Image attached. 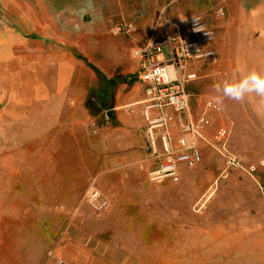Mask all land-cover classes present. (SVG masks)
Listing matches in <instances>:
<instances>
[{
	"label": "rangeland",
	"instance_id": "1",
	"mask_svg": "<svg viewBox=\"0 0 264 264\" xmlns=\"http://www.w3.org/2000/svg\"><path fill=\"white\" fill-rule=\"evenodd\" d=\"M81 1L57 29L86 66L80 88L96 92L79 114L46 118L43 108L0 119V264H264V98L226 99L215 116L213 130H229L225 149L243 169L228 170L219 152L201 147V163L179 183H150L144 144L120 142L125 116L114 109L127 104L119 90L141 91L133 51L158 37L160 10L174 0ZM119 26L130 34H116ZM227 52L224 66L197 69L192 87L201 83L209 100L214 83L264 68V44L234 39ZM92 190L109 202L102 214L89 207Z\"/></svg>",
	"mask_w": 264,
	"mask_h": 264
},
{
	"label": "crops",
	"instance_id": "2",
	"mask_svg": "<svg viewBox=\"0 0 264 264\" xmlns=\"http://www.w3.org/2000/svg\"><path fill=\"white\" fill-rule=\"evenodd\" d=\"M219 1L221 0H191L175 7L174 0L162 8L160 13L165 12L168 19L181 25H185L189 16L193 14L207 21V25L216 35L213 48L217 54V61L219 59L224 66V62L230 60L227 48L234 39L238 44H264V0H222L226 5L225 9H222L223 16L211 9L213 2ZM235 1H238L236 8L232 7ZM81 2V0H0V119L16 120L31 116L34 111L43 108L46 118H59L63 115L61 110L66 109H72L79 114V105L88 101L92 92H96L90 85L80 88V84L77 83L80 79L79 70L86 66L79 57L72 55L64 47L57 29L61 27V15L77 11V7L84 4ZM191 2H199L200 9L192 8ZM228 17V22H225V18ZM212 21L216 23L212 25ZM157 35L156 38H162L163 30L158 28ZM263 58L264 56H260L261 60ZM134 59L136 60L135 57ZM203 62L205 63V61L193 63L189 68L197 75V79L188 86L189 112L181 115L171 109L168 110L172 118L169 123L171 141L177 152L184 151V145L188 147L193 144H197L201 151V147L211 146L215 149V133L223 126L220 123V126L213 130L217 121L215 116L221 112L210 111L208 117L211 126L203 131L202 138L183 131L184 126L198 120L206 112L208 103H213L201 83L192 87L199 81L197 69L204 68ZM138 70L137 61L135 74L141 91L138 89L128 91L126 88L119 90V98L126 99L127 104L114 109V112L118 111L125 116L120 122L122 126L119 130L120 142L129 146L137 144L140 140L144 144V155L147 158L141 107L145 92ZM203 104L204 110L198 114ZM184 168L186 167H182L181 171Z\"/></svg>",
	"mask_w": 264,
	"mask_h": 264
},
{
	"label": "built area",
	"instance_id": "3",
	"mask_svg": "<svg viewBox=\"0 0 264 264\" xmlns=\"http://www.w3.org/2000/svg\"><path fill=\"white\" fill-rule=\"evenodd\" d=\"M223 16V10L219 11ZM159 28L162 38H152L134 51L138 61L140 81L145 97L141 103L144 120L146 156L151 168L148 178L152 184L170 182L177 184L181 178V168H194L202 161V153L197 144L185 147L177 152L172 144L169 123L172 118L168 112L186 114L190 110L188 86L197 79L189 68L196 62H217L213 48L216 35L200 16L190 17L185 25L167 18L166 13L159 15ZM131 26H119L116 34L129 35ZM210 111L219 113L214 103L206 105L204 112L196 121L183 127V131L202 138L203 131L211 126L208 117ZM229 130L220 128L214 137V147L225 160L228 170L243 169L236 158L228 155L224 142ZM254 173L255 167L250 168ZM88 204L96 214H102L109 208V202L100 192L92 190Z\"/></svg>",
	"mask_w": 264,
	"mask_h": 264
},
{
	"label": "clouds",
	"instance_id": "4",
	"mask_svg": "<svg viewBox=\"0 0 264 264\" xmlns=\"http://www.w3.org/2000/svg\"><path fill=\"white\" fill-rule=\"evenodd\" d=\"M212 89L216 93L213 103L217 109L223 106L226 99L243 101L249 94L264 98V68L240 71L229 79L214 83Z\"/></svg>",
	"mask_w": 264,
	"mask_h": 264
}]
</instances>
